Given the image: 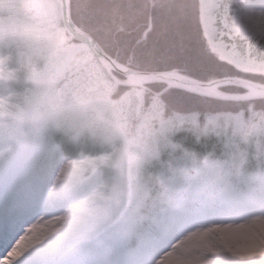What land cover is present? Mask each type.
<instances>
[{"label": "rangeland", "instance_id": "obj_1", "mask_svg": "<svg viewBox=\"0 0 264 264\" xmlns=\"http://www.w3.org/2000/svg\"><path fill=\"white\" fill-rule=\"evenodd\" d=\"M201 8L202 19L212 18L204 29L222 58L264 74V0H201ZM60 20V0H0V210L15 181L27 190L36 161L49 157L37 185L42 205L32 206L33 220L18 227L0 264H229L228 250L237 264H264V168L250 180L241 178L243 146L264 160V123L248 134L242 115H226V157L206 160L181 185L200 208L179 192L166 217L165 240L132 244L140 223L135 211L150 197L143 171L156 155L130 143L127 98L119 106L109 98H80L64 106L55 80L86 46L66 47L71 38ZM210 120L221 128L218 115ZM184 121L181 116L179 124ZM49 131L60 134L50 144ZM161 131L176 129L167 123Z\"/></svg>", "mask_w": 264, "mask_h": 264}, {"label": "trees", "instance_id": "obj_2", "mask_svg": "<svg viewBox=\"0 0 264 264\" xmlns=\"http://www.w3.org/2000/svg\"><path fill=\"white\" fill-rule=\"evenodd\" d=\"M70 15L106 54L138 71L178 73L203 82L243 78L264 83V74L241 69L224 60L212 47L203 25L201 0H70ZM60 24L64 26L62 20ZM65 32L71 38L66 47L78 44L66 29ZM115 75L124 79L120 74ZM55 85L64 106L80 98H109L117 106L123 98L130 101L125 110V133L130 143L137 142L142 153L154 152L156 155L143 171L150 185V197L142 209L135 211L140 223L132 244L165 240L170 225L166 217L175 207L179 192L192 198L200 208L199 200L191 191H181V185L191 179L196 170H201L206 160L216 162L226 157L225 135L231 133V127L225 126L226 115H242L248 134L264 123V98L222 99L166 83H152L146 88L126 86L111 76L87 47L75 56L68 70L55 80ZM219 90L227 94L249 92L237 84H224ZM212 115L220 117L221 128L218 130L210 120ZM181 116L185 121L179 124ZM169 122L176 131L162 132L163 124ZM57 136L60 134L49 131L48 144ZM243 148L245 158L241 178L250 180L259 167L264 168V160L262 155L256 157L258 152L251 146ZM48 159L42 154L36 161L27 190H23L20 180H16L17 186L0 212V233L12 239L4 243L3 249L13 245L15 238L12 236L18 235V227L23 221L29 222L35 216L30 213L32 206L35 209L42 202L43 195L37 185L40 176L46 175L43 166ZM189 159L193 163H189ZM241 185L243 188L242 181ZM10 223L16 226L12 227ZM228 252L231 259L227 262L237 264L234 251Z\"/></svg>", "mask_w": 264, "mask_h": 264}, {"label": "water", "instance_id": "obj_3", "mask_svg": "<svg viewBox=\"0 0 264 264\" xmlns=\"http://www.w3.org/2000/svg\"><path fill=\"white\" fill-rule=\"evenodd\" d=\"M62 4V22L67 32L79 43L84 44L97 57L106 71L118 82L126 86L146 88L152 83H166L174 88L185 89L203 96H214L222 99H255L264 98V83H258L243 78H224L211 82L198 81L192 77L167 72H141L125 66L110 57L98 43L86 32L80 29L70 15V0H60ZM120 74L130 81L120 80L115 74ZM224 84H237L249 90L245 94H227L219 90Z\"/></svg>", "mask_w": 264, "mask_h": 264}, {"label": "bare ground", "instance_id": "obj_4", "mask_svg": "<svg viewBox=\"0 0 264 264\" xmlns=\"http://www.w3.org/2000/svg\"><path fill=\"white\" fill-rule=\"evenodd\" d=\"M215 4H216V2L212 1L211 5H210V9L208 10V13H210L211 9L215 6ZM203 22H204V26H205V29H206L207 28L206 23L207 22H209V24L212 23V18L210 16V14L208 15V17L206 19H203ZM206 33H207V30H206ZM82 46L83 45L80 44V45H77V46H75L74 48L71 49V52H70V54L67 57V62L71 61V59H72L73 55L75 54V52L78 51Z\"/></svg>", "mask_w": 264, "mask_h": 264}]
</instances>
